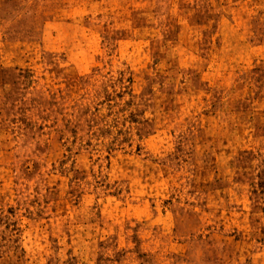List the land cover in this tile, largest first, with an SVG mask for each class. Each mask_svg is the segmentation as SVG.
<instances>
[{
  "label": "rangeland",
  "instance_id": "obj_1",
  "mask_svg": "<svg viewBox=\"0 0 264 264\" xmlns=\"http://www.w3.org/2000/svg\"><path fill=\"white\" fill-rule=\"evenodd\" d=\"M0 264H264V0H0Z\"/></svg>",
  "mask_w": 264,
  "mask_h": 264
}]
</instances>
